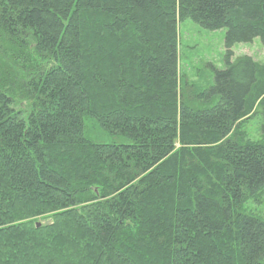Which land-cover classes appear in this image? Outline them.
Listing matches in <instances>:
<instances>
[{
    "label": "trees",
    "instance_id": "trees-1",
    "mask_svg": "<svg viewBox=\"0 0 264 264\" xmlns=\"http://www.w3.org/2000/svg\"><path fill=\"white\" fill-rule=\"evenodd\" d=\"M187 20L227 68L185 99ZM256 39L264 0H0V264H264Z\"/></svg>",
    "mask_w": 264,
    "mask_h": 264
},
{
    "label": "rangeland",
    "instance_id": "rangeland-1",
    "mask_svg": "<svg viewBox=\"0 0 264 264\" xmlns=\"http://www.w3.org/2000/svg\"><path fill=\"white\" fill-rule=\"evenodd\" d=\"M225 33V30H205L190 20L179 25V71L181 86L187 85L185 99L204 92L214 83L215 73L227 68ZM233 52L232 63H237L243 57H250L255 63L264 67V46L260 39L250 44H238ZM35 63L37 62L32 56V65ZM26 106L29 107V104L16 100L13 107L26 114L28 110ZM262 125H264V116L256 105L252 113L236 124L232 134L236 139L264 141ZM243 212L264 219V190L257 198L247 202ZM37 223L45 224L46 221L39 219Z\"/></svg>",
    "mask_w": 264,
    "mask_h": 264
},
{
    "label": "water",
    "instance_id": "water-1",
    "mask_svg": "<svg viewBox=\"0 0 264 264\" xmlns=\"http://www.w3.org/2000/svg\"><path fill=\"white\" fill-rule=\"evenodd\" d=\"M48 224H50V222H48ZM41 224L38 223L37 227H40Z\"/></svg>",
    "mask_w": 264,
    "mask_h": 264
}]
</instances>
